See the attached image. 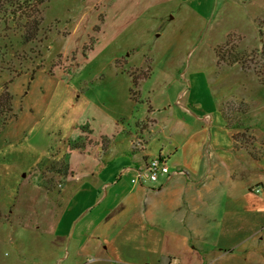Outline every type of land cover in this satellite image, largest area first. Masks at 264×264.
I'll return each instance as SVG.
<instances>
[{"label":"rangeland","instance_id":"1","mask_svg":"<svg viewBox=\"0 0 264 264\" xmlns=\"http://www.w3.org/2000/svg\"><path fill=\"white\" fill-rule=\"evenodd\" d=\"M42 18L31 43L21 38L24 21L0 22V92L23 73L9 84L18 117L10 120L4 114L0 119V125L10 120L0 127V148L8 141L12 150L0 157V264H123L105 255L103 247L124 225L114 226L93 256L80 255L81 242L69 240L59 245L57 256L44 253L49 236L38 229L48 207L44 188L63 190L61 203L66 205L72 193L66 190L70 170L66 162L50 163L46 171H30V165L43 155L44 144L63 148L65 138L74 143L88 126L92 137L86 130L71 143L87 152L72 150L67 160L81 178L79 188L97 185V178L86 179L92 173L116 184L122 169L132 164L129 150L139 155V164L162 156L172 174L184 170L208 177L206 192L187 190L184 195L197 202L207 197L201 213L187 218L194 229L191 243L173 238L172 232L184 225L174 224L164 206L177 195L172 190L148 200L157 210H151L153 221L144 227L153 229V223L159 236L137 231L126 242L120 237V251L150 257L155 247L175 253L182 264H199L201 257L205 264L259 262L248 255L249 242L233 254L219 249L247 240L264 220V213L248 212L254 205L264 206V195L254 191L264 183V166L244 154H264V0H49ZM132 76L138 81L137 104L130 99ZM79 98L78 110L84 114L71 120ZM220 110L242 126L235 130L234 147L241 153H236L234 184L227 161L233 156L228 150L231 132ZM89 112L95 120L85 118ZM104 140L108 147L102 156ZM10 156L15 159L6 162ZM181 174L177 176L186 182ZM130 179L127 173L124 193ZM85 196L78 210L97 208L94 197ZM10 214L13 220H4ZM256 237H251L252 245L263 251L264 243ZM187 245L196 248L194 253ZM169 262L176 264L172 259L162 263Z\"/></svg>","mask_w":264,"mask_h":264},{"label":"crops","instance_id":"2","mask_svg":"<svg viewBox=\"0 0 264 264\" xmlns=\"http://www.w3.org/2000/svg\"><path fill=\"white\" fill-rule=\"evenodd\" d=\"M137 68V67H132ZM49 75L54 76L53 73H48ZM21 76V75H20ZM19 77V76H17ZM147 81V80H146ZM3 91V90H2ZM1 91V92H2ZM0 92V93H1ZM14 97V96H13ZM74 99L77 100L76 94H74ZM131 99V97H130ZM133 101V100H131ZM134 102V101H133ZM135 103V102H134ZM78 105H72L73 112L71 113V120L80 119L83 116L82 109L78 110V107L81 104L80 98L77 102ZM13 115L16 117L11 118L10 120L17 118L18 115L15 112L14 105H13ZM12 115V116H13ZM88 115V116H87ZM86 117L87 119L93 118L95 120L96 115L92 114V112L87 113ZM222 117V116H221ZM9 120V121H10ZM7 121L4 125H0L2 130L5 128V126L8 124ZM222 122L224 123V126L226 127V123L222 118ZM157 125V123H156ZM89 127V126H88ZM84 127V128H88ZM227 128V127H226ZM228 129V128H227ZM87 130H89L90 135L92 137L93 130L89 127ZM156 130V129H155ZM154 130V131H155ZM229 130V129H228ZM231 132L230 135V143L228 144V150L232 153V157H227L228 166L230 167V178L231 183L234 184L236 181L237 176V169L239 167V159L236 158V153H241L240 151L234 150V140L233 136L237 133L235 130H229ZM83 129L80 137L73 142L69 140V138H65L63 141V148L54 150L51 145L44 144L43 147H41V153L43 155L39 154V156L36 157V160L33 161V163L30 165V171H34L37 168H41V170L46 171L47 165L50 163H59V162H66L68 165V168L70 170V176L67 179L68 186L66 187V190H72V193L69 197V200L66 205H62V199L61 196L63 195V190L57 193H53L52 190L48 188H44V197L43 201L48 204L46 209L45 217L41 219L40 222V229L43 233H47L49 236V240L45 242L44 244V253L49 258L50 256H57L58 252L60 251L58 248L60 244L64 240L69 241H78L81 245L79 254L85 257H90L96 254V250H98L102 247V241H107L108 237L111 235V232L115 227L119 225H124L125 227L121 230L117 231L120 233L117 235L113 241H111L108 245L103 247V253L107 255L109 258H112V256L117 258V262L123 263V264H163L162 262L166 259H172L176 264H182L180 260H178V257H176L175 253H164L161 250L153 248V253L149 257L146 253L144 255H137L136 252H122L119 249L120 244V237L124 239L123 242L128 241L131 236L135 232H140L141 234H148V237L153 236V234L156 236H159L160 232L157 230L158 228H155L153 223H151L150 230H146L144 227L145 223L148 221H153L152 217L154 214L151 212V210H155L156 206L154 204H148V200L152 198L155 194H162L165 192H172V190H177V195L173 196L171 200L167 201L164 206L167 208L170 215H172L174 224H183L184 229L180 232H172L173 238H177L182 242H185V245L188 243H191V234L194 229L188 225L187 218L190 216L191 212H194L195 215H198L201 213V204H206L207 197L203 195L202 198H199V202H197L196 199L193 198H187L185 199L186 191L189 190L191 192L200 191V192H206L207 191V176L201 178L200 174L197 172L196 175H191L187 171L181 170L182 174L185 175L187 178V181L179 179L180 176H175L176 178H171L168 180H161L158 183L149 184L147 186H134L131 184L130 189L124 193V187L126 186V181H124V176L129 173L131 175V179L134 175V172L129 170L136 167H141L146 165L148 162L139 164L140 160L136 159L139 155H133L131 154V150H129V157L132 160L131 166H127L126 168L122 169L120 179L114 183H109V181L106 180V178L101 179L97 175V173H92L90 175L86 176L87 181L91 179V177H94L98 179L97 185L94 187L91 183H86V185H82L79 188V182H81V178L75 175V167H73L72 164H70L68 160V157L73 152L72 150H75V148H72L71 143L75 144L77 141H79L83 137ZM9 142L6 141L1 145L2 151H0V157H4L7 151L11 152L12 150L8 149ZM132 144V143H131ZM131 147V145H130ZM91 148V147H90ZM54 150V152H53ZM67 150L69 153H67ZM79 151V150H78ZM85 152H87L84 149ZM100 151L103 153L102 156L107 154V149L100 148ZM146 153V151H145ZM245 155L248 156V158L252 159L255 162L260 163L264 166V158L260 161L255 160L249 153L244 152ZM10 155V153L8 154ZM15 158L13 156H10L9 159H7L6 162L13 161ZM103 160V157H101ZM153 159V158H151ZM150 159V160H151ZM1 160V159H0ZM104 161V160H103ZM201 167L203 166V163L201 162ZM106 165H109V163H106ZM22 177H26L23 175ZM41 178V177H40ZM130 179V183H131ZM103 185V186H102ZM183 185L182 189H179ZM100 186V187H99ZM256 186H262V194L264 195V183H258ZM92 188V191L90 190ZM254 187L249 188L248 196H251V191ZM106 190V192L102 193V191ZM234 189H231V192ZM91 191V192H90ZM183 191V192H182ZM86 193L91 194V198L94 197V206H97L95 209H91L88 207H85L84 209L79 208L80 201L86 200ZM19 199V197H18ZM17 197L15 200L19 201ZM263 204H264V197L262 198ZM111 202H113L111 204ZM61 203V204H60ZM111 206H114V208L111 210ZM192 207L195 209L192 210ZM255 205L252 208H249L248 212L250 214H260L264 213V206L261 209H257V206ZM197 209V210H196ZM83 210L85 212L83 213ZM157 210V209H156ZM180 210V211H179ZM12 213V212H11ZM205 213V211H204ZM11 215V214H10ZM136 215L138 218L137 220H133L132 216ZM145 216L147 217L145 220ZM3 218V217H2ZM132 218V219H131ZM180 219V220H179ZM6 221L13 220L12 215L11 218H4ZM125 223V224H123ZM249 224V222H247ZM262 228L259 230L257 229V232L253 235H249L247 240L241 242L240 244L236 246H228L222 249H219L220 251H231L232 254L234 253V249L237 246L245 245L244 243L249 242L251 244H248V255L255 257V259H259L260 261H254L255 264H264V250L258 249V246H253L251 240H253L251 237H256V239H259V242L264 243V220L262 222ZM149 226V227H150ZM191 233V234H190ZM84 237L83 239H81ZM255 239V240H256ZM82 240V241H81ZM148 240V239H146ZM150 241H153L150 239ZM250 245V246H249ZM190 253H194L192 250L196 248H190L187 245ZM231 247V248H229ZM260 256V257H259ZM227 257V256H224ZM259 257V258H257ZM201 262L199 264H205L204 257H201ZM262 259V261H261ZM61 260V259H60ZM263 262V263H262ZM168 264H171L169 262Z\"/></svg>","mask_w":264,"mask_h":264},{"label":"trees","instance_id":"3","mask_svg":"<svg viewBox=\"0 0 264 264\" xmlns=\"http://www.w3.org/2000/svg\"><path fill=\"white\" fill-rule=\"evenodd\" d=\"M48 2L49 0H0V22L3 20H9V18L13 19V21H24V32L21 38L24 43H31L36 40L40 32L41 23L43 21L42 7ZM22 74L23 73H19L15 77ZM15 77L5 83L3 91L0 93V119L4 114H10L11 118L16 117L13 115L14 97L9 91V84L13 82ZM131 79L133 82V88L130 90L131 100H133L137 104L138 102H136L133 97H135L134 89L138 87V81L135 76H132ZM220 114L226 123V127L229 130L241 129L242 126L238 124L239 121L233 124V122L230 121L229 118L225 115L223 110H220ZM87 129L88 128H83V131H86ZM233 140L234 142L237 141L236 135L233 136ZM107 147L108 141L104 140L102 143V148L107 149ZM75 149L79 151L84 150V148H80L79 146H75ZM234 150L237 151V148L234 147ZM251 156L258 161L264 158V154L260 157H257L255 155Z\"/></svg>","mask_w":264,"mask_h":264},{"label":"built area","instance_id":"4","mask_svg":"<svg viewBox=\"0 0 264 264\" xmlns=\"http://www.w3.org/2000/svg\"><path fill=\"white\" fill-rule=\"evenodd\" d=\"M134 172L131 183L134 186H147L149 184L158 183L161 180H170L171 178L181 174V172H170L167 166V158L159 156L151 159L146 165L129 169ZM255 192L260 193L262 189L256 186Z\"/></svg>","mask_w":264,"mask_h":264}]
</instances>
